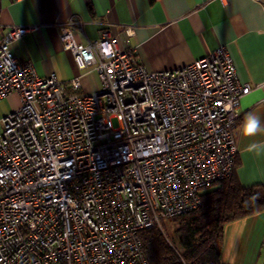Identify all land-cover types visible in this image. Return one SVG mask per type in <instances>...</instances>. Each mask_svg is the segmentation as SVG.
<instances>
[{
  "label": "built area",
  "instance_id": "built-area-1",
  "mask_svg": "<svg viewBox=\"0 0 264 264\" xmlns=\"http://www.w3.org/2000/svg\"><path fill=\"white\" fill-rule=\"evenodd\" d=\"M84 25L70 18L59 37L79 69L97 72L96 92L15 56L11 45L39 26L0 37V101L20 97L0 118V264H148L141 232L163 231L234 174L251 87L226 46L149 71L110 27L77 42Z\"/></svg>",
  "mask_w": 264,
  "mask_h": 264
},
{
  "label": "crops",
  "instance_id": "crops-1",
  "mask_svg": "<svg viewBox=\"0 0 264 264\" xmlns=\"http://www.w3.org/2000/svg\"><path fill=\"white\" fill-rule=\"evenodd\" d=\"M70 18L85 24L75 34L77 42L97 40L110 27L120 49L134 51L149 71L182 68L226 46L239 82L251 87L234 130L236 175L243 187L264 190V134L245 137L241 131L249 112L264 124V1L230 0L224 6L220 0H0V37L12 25L39 26L11 45L20 61L32 63L40 76L54 73L65 83L80 77L83 91L96 92L101 87L97 72L79 69L59 37V24ZM19 106L18 94L2 99L0 118ZM263 239L264 210L228 223L221 263L262 264Z\"/></svg>",
  "mask_w": 264,
  "mask_h": 264
},
{
  "label": "trees",
  "instance_id": "trees-1",
  "mask_svg": "<svg viewBox=\"0 0 264 264\" xmlns=\"http://www.w3.org/2000/svg\"><path fill=\"white\" fill-rule=\"evenodd\" d=\"M238 165L237 159L235 170ZM209 187L197 209L165 221L163 231L155 226L141 232L148 264H222L226 225L264 210V190L243 187L236 171Z\"/></svg>",
  "mask_w": 264,
  "mask_h": 264
},
{
  "label": "clouds",
  "instance_id": "clouds-1",
  "mask_svg": "<svg viewBox=\"0 0 264 264\" xmlns=\"http://www.w3.org/2000/svg\"><path fill=\"white\" fill-rule=\"evenodd\" d=\"M241 131L245 137H253L259 134H264V124L261 123V117L253 112H249L245 115L242 121ZM249 150V146H247ZM261 155V153H256Z\"/></svg>",
  "mask_w": 264,
  "mask_h": 264
},
{
  "label": "rangeland",
  "instance_id": "rangeland-1",
  "mask_svg": "<svg viewBox=\"0 0 264 264\" xmlns=\"http://www.w3.org/2000/svg\"><path fill=\"white\" fill-rule=\"evenodd\" d=\"M85 91H87V90H85ZM116 124V123H115ZM213 189V187H209V188H207V189H205V191H210V190H212Z\"/></svg>",
  "mask_w": 264,
  "mask_h": 264
}]
</instances>
